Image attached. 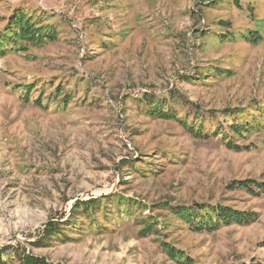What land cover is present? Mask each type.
<instances>
[{
    "label": "rangeland",
    "instance_id": "obj_1",
    "mask_svg": "<svg viewBox=\"0 0 264 264\" xmlns=\"http://www.w3.org/2000/svg\"><path fill=\"white\" fill-rule=\"evenodd\" d=\"M22 14L54 39L2 46L0 247L52 264H264V193L238 184L264 183V0H0V30ZM172 208L252 218L198 229Z\"/></svg>",
    "mask_w": 264,
    "mask_h": 264
},
{
    "label": "trees",
    "instance_id": "obj_2",
    "mask_svg": "<svg viewBox=\"0 0 264 264\" xmlns=\"http://www.w3.org/2000/svg\"><path fill=\"white\" fill-rule=\"evenodd\" d=\"M9 26H6L5 28H3L2 30H0V54L3 53V44L9 39H15L16 36H23L25 38H31V39H38V40H42L43 38H47L49 37V39H54V35L52 33H48V32H41V29L39 28H35L34 26H36L35 24H33L32 22H30L29 19H27V17L25 15H14L12 17V19H10L9 22ZM12 26H14V29H11ZM33 32H36L33 33ZM255 37L251 38L252 40H254ZM69 98V97H68ZM67 98V99H68ZM64 100V99H63ZM66 100V99H65ZM64 100V101H65ZM159 106V104H157V106L154 109L150 110V114L152 116H156V117H161V118H167L168 116H173V113H169L168 111H165L163 109H161ZM163 106V105H162ZM181 124L184 125V127L186 128V130L191 133L194 134V136H204L202 131H198L197 129H194L192 127H189V125L185 122V121H181ZM239 124V125H238ZM246 124V123H245ZM244 123H231V127L232 130L238 132V133H242V131H250L252 128H249V126H251V123H248L247 125H245ZM218 132H223L222 129H219ZM233 148H238V146L236 147L233 143H231L230 145ZM139 169V167H138ZM248 183V181H242V182H238V184H240V186L242 188H244L245 190H249L251 192L254 193V191H252L250 189L249 186H255L256 188H258V192L264 193V183H256V182H252ZM248 186V187H245ZM258 194V193H256ZM106 199V197H99V198H90L86 201H83L80 203V205L74 207V211L73 214H77V212L81 211L84 213H88L91 214L90 212H95L97 209L99 211H101L102 209V203L103 200ZM122 201L124 199H121ZM124 202H128V200H124ZM119 203V201H118ZM131 202H128V204H130ZM203 208V207H202ZM173 213L179 215L183 221H185L188 225H190L192 228H216L218 226V222H220L222 219L227 221V220H234L237 222H250L251 218H252V214H242L239 216H234L231 215L230 211L223 210L220 208H216V209H200L202 212V210L204 212H208V210H210L211 212H214V220L210 219V217L208 216V213H204V218H202L201 215H196V213H193L192 211L190 212V210H178L177 208H172L171 209ZM121 212H123V210H120ZM199 212V210H196ZM74 215L72 217H74ZM94 220V216L91 217ZM96 226V222L94 223ZM152 226L150 224H144V226L142 227V229H139L137 232L139 234H144L146 231L151 230ZM60 227L55 224V223H50L44 233H45V239H50L52 238L55 234H58L60 231ZM153 231H156V229H152ZM10 252H16V255L14 258H11V256L9 255ZM172 253H170V255L173 258H176V251H171ZM4 256H7V259H4ZM19 259V264H52L48 261H46L44 258L39 257V256H35L30 252H25V251H21L20 247L18 246H11V245H5V246H1L0 247V264H14V260Z\"/></svg>",
    "mask_w": 264,
    "mask_h": 264
}]
</instances>
